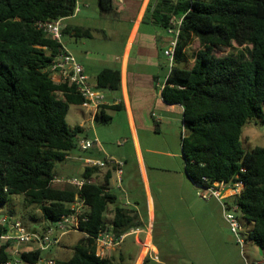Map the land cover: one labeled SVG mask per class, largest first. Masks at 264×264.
Here are the masks:
<instances>
[{"label":"trees","instance_id":"16d2710c","mask_svg":"<svg viewBox=\"0 0 264 264\" xmlns=\"http://www.w3.org/2000/svg\"><path fill=\"white\" fill-rule=\"evenodd\" d=\"M76 5V0H0V203L23 195L24 214L36 221L39 211L43 229L71 214L70 204L80 195L89 206L81 236L71 257L54 264H126L124 256L96 255L101 232L120 237L144 225L136 211L116 205L117 196L107 188L111 176L99 183L93 176L100 168L85 165L80 189L54 185L60 177L57 163L67 160L84 131L71 127L67 114L85 99L73 85L50 77L47 69L64 46L36 23L70 18ZM99 6L103 19H118L112 0H100ZM155 10L158 24L166 28L172 15L184 17L162 97L183 108L186 175L195 186L241 184L229 205L238 206L248 239L264 249V147L246 151L242 140L246 125L264 123V0H160ZM66 33L91 36L81 27L67 26ZM195 42L199 48L191 51ZM233 48L236 53L223 54ZM92 86L120 91V70H101ZM121 108L102 105L97 122L108 123L107 110ZM109 205L115 208L107 224ZM6 250L0 245V264L8 259ZM42 257L40 249L22 255L28 264Z\"/></svg>","mask_w":264,"mask_h":264},{"label":"crops","instance_id":"0c3cea01","mask_svg":"<svg viewBox=\"0 0 264 264\" xmlns=\"http://www.w3.org/2000/svg\"><path fill=\"white\" fill-rule=\"evenodd\" d=\"M159 1L160 0H112L114 8L118 12V19L108 20L103 19L100 15V0H79V11L74 14V16L62 20L61 25L62 31L67 26L81 27L90 31L91 36L86 37L87 39H104L110 41L113 45L119 46L116 51H110L106 54L98 53L99 56L104 57L107 65H105V67H99L98 62H96V68L94 67L92 69V67L83 63L82 60H79L78 57H76V49L74 50V54L72 49H69L67 45H63L65 50L70 52L83 66L84 72L89 78V82L91 83V80L95 81L91 84L96 83L97 75L105 68L120 70L121 90L110 91L111 93L107 94V91H103L106 96V102L104 105L109 107L120 104L122 107L120 110L109 109L107 110V114L111 116L112 121L117 119L118 115L123 116V120L127 127L126 134L129 138H131V140H133L141 179L144 184V188L148 192L150 203L148 204L149 224L143 223V227L131 229L128 233L124 234V239L118 247L127 253L133 251V248L140 246L148 248L147 252L150 254L149 256H146L145 259L149 258L152 261V263L149 264H184V261H181L184 260V257L180 260H176L175 256H161L160 253L162 251L160 248L162 244L159 246L155 242L153 230L150 227L152 226L151 221L153 219L154 210V206L152 207V204L154 205V203L150 192L151 185L148 167L144 161L139 137V134L142 131L158 133L161 132L162 126L164 125L170 126L176 121L183 122L182 106L179 104H168L162 97L163 88L161 85L166 83L170 72V70H168V62L163 52L169 46L172 37L168 33L167 28L159 25L157 22L158 17L156 15L158 14L155 9ZM91 19L98 21L95 25H93L89 22ZM103 21L107 23H104ZM101 23H103V25ZM66 34L74 38L72 34ZM81 44L83 47H87L88 45L86 42H81ZM93 54L94 52L87 50L85 57L90 60ZM73 107H75L74 111H72ZM79 108L84 109L81 112L82 118H80V121L77 122V124L71 126H80L84 130L78 144L83 139L97 141V137L96 139L92 138L95 137L96 134L94 123L97 122L96 117L98 116L100 110H95V108L87 107L84 104H72L67 117L71 116L73 120H78L77 115L80 111ZM97 143V150H90L83 155L75 154L72 156V151H70L67 159L80 162V168L76 167V165L69 167L77 169L76 174L79 175L75 174L73 177L60 176L55 180L54 185L62 187L68 184L73 186L69 180L80 178L82 176L85 170V164L83 162L84 158L99 160L106 158V156L103 157L101 155V153L106 154L105 150L101 146L102 144L98 141ZM77 148H79V145ZM108 175L111 177L107 188L111 193L116 195V192L111 190L110 182L116 175V180L119 186L120 182H123V178L122 174L120 175L115 168L99 169V172L93 176V179L103 184L105 182V177ZM194 187L197 189L195 185ZM118 200L119 198L117 196V201ZM213 200L214 202H211V199L206 204L210 205L211 203H217L219 205V201L217 199L214 198ZM109 208L114 211L115 205H109ZM218 208L221 210L220 205ZM218 215L219 220H212L213 223L210 224L207 231L196 233V240L192 238L182 239L183 247H196V262H198V264H241L242 256L240 248L232 236L224 216L219 213ZM142 233H144L142 235L144 236L143 240L140 237ZM130 236H133V238L129 239ZM132 244H134V246ZM195 249H192L191 252L195 253ZM114 250L115 248L108 250L106 256L114 257ZM163 252L174 254L188 253L186 249L177 250L171 248L166 249ZM263 252L264 249H262V253ZM200 254L206 255L201 256ZM158 255L161 257L158 258ZM154 257H157V259ZM53 259H57V257ZM145 259H142V262L141 259L137 260L136 264H144Z\"/></svg>","mask_w":264,"mask_h":264},{"label":"rangeland","instance_id":"374dc122","mask_svg":"<svg viewBox=\"0 0 264 264\" xmlns=\"http://www.w3.org/2000/svg\"><path fill=\"white\" fill-rule=\"evenodd\" d=\"M98 20H89L90 23L95 25ZM101 22V21H100ZM99 22V23H100ZM104 23H107L103 21ZM103 25V23H101ZM77 40V41H76ZM81 42H86L87 47H83ZM61 43L67 45L69 49H72L75 54V49L77 50L75 54L79 60L83 63L88 64L92 69L96 66L98 62L99 67H105L107 65L104 57L99 56L100 54H106L110 51H116L119 46L113 45L110 41L104 39L90 40L86 37H71L68 34L62 36ZM199 48L198 42H195L191 48L192 50H197ZM87 50L94 52L91 59L85 57ZM236 49H225L223 54L234 52ZM167 60V59H166ZM168 62V61H167ZM96 68V67H95ZM169 68V64H168ZM169 70V69H168ZM91 80V83H94ZM105 93V92H104ZM107 93H111L107 91ZM78 120H73L67 117V122L70 126L77 124L82 118L81 112L84 110L79 108ZM75 110L73 107L72 111ZM120 116V117H119ZM95 127V137L99 143H101L106 154L101 153V155L107 158L114 159L117 162H123L122 167L123 182H118L116 180V175L114 179L110 182L111 190L116 192L119 200L116 205L134 210L138 213L140 220L143 223L149 224V203L150 199L147 190L144 188V184L141 179L140 169L136 157V152L133 145V140L129 138L126 134L127 127L123 120V116L118 115L117 119L110 120L108 123L98 121L94 123ZM184 133L183 122L176 121L170 126H162L161 132L151 133L142 131L139 134L140 145L144 161L148 167L149 179H150V192L153 200L154 206L153 219L151 221L154 239L157 245H161L160 255L175 256L176 260H180L184 257V264H198L196 262V247H183L182 239H195L196 233H201L202 231H207L210 224L213 223L212 220H219V215H223V208L220 205L221 210L218 208L219 205L211 203L206 204L209 200H204L198 195L197 189H195L193 183L190 181L185 172V161L182 155L181 140L182 134ZM243 146L246 151H251L256 146L264 147V123L256 125L254 122L246 125L244 128L243 136ZM98 143L89 149L97 150ZM86 151V152H88ZM86 152L80 151L79 148H74L72 150V156L75 154H85ZM105 159V158H104ZM76 165L80 168V162L73 161L72 159H67L63 162L57 163V171L60 176L63 177H73L76 174L77 169H72L69 166ZM79 175V174H76ZM113 206V205H112ZM112 209H108L105 214V222L110 224L112 222ZM24 197L23 195H12L10 196L7 203H0V221L4 216H13L21 219L27 227H39V231L42 229V217L41 213L38 211L35 213L37 220H31L28 215L24 214ZM236 216L240 218V213L237 212ZM230 230V227H228ZM140 235L141 239H144ZM235 241L236 238L231 232ZM80 232H73L64 235L61 238L59 246H53L48 250L43 252V256H50L57 259H66L71 257L73 253V247L79 237ZM130 236L129 239H132ZM63 239V240H62ZM167 244H166V243ZM3 241L0 239V245ZM134 246V244H132ZM238 245V244H237ZM61 246V247H60ZM114 256L117 259L122 257L127 264H136L137 260L145 259L149 256L147 248L144 246L133 248V251L127 253L120 247H114ZM186 249L188 253H166L163 252L166 249ZM240 248V247H239ZM195 249V253L191 250ZM241 252V251H240ZM244 254L249 261H263L264 262V252L261 254L259 247H257L249 239L246 241L244 246ZM201 256L206 254H200ZM160 256V257H161ZM158 255V258H160ZM154 260V259H153Z\"/></svg>","mask_w":264,"mask_h":264},{"label":"built area","instance_id":"2783aa9c","mask_svg":"<svg viewBox=\"0 0 264 264\" xmlns=\"http://www.w3.org/2000/svg\"><path fill=\"white\" fill-rule=\"evenodd\" d=\"M79 0H76V11H79ZM184 17L172 15L167 27L168 33L172 39L169 46L164 50L163 54L168 61L169 70L172 69L175 62V50L183 23ZM36 27L42 30L49 37L61 42L62 40V25L61 20L55 22H37ZM47 72L50 74L52 80L56 83L67 82L69 85H73L77 93H79L84 99V105L87 107H93L95 110H100V107L105 104L106 96L102 90H98L92 86L89 82L88 76L84 72L83 66L76 60V58L68 51H62L59 55L53 58ZM162 88L165 87L161 85ZM96 140L83 139L79 142V148L81 151H88L96 145ZM83 162L86 166H94L100 169L103 168H115V170L121 175L123 162H117L114 159H93L84 158ZM207 183V179L204 178ZM69 182L80 189L86 180L81 178H74ZM198 195L204 199L209 200L215 197L223 208V216L230 231L236 238V243L240 247L242 263L241 264H264L263 262H252L247 259L244 254V246L248 240V230L246 226L241 222L240 218L236 216L238 212L237 205H229V200L234 194L240 193L242 189L241 184H237L236 187H227L224 182H215L207 185H196ZM229 192V193H228ZM72 211L69 215L62 216L59 220L50 224L48 227L38 230V227L30 229L26 227L21 219L13 216H4L0 221V226L3 228V232L0 233V239L3 244L7 245L8 259L2 264H28V262L22 259V255L26 252H31L40 249L42 252L48 250L53 246H58L61 242V238L73 232H78L80 222L86 221L87 212H89V206L85 203V200L76 195L75 201L70 204ZM35 230V233L33 232ZM124 239V235L117 237L110 230L103 231L96 239V255L99 257H106L108 250L118 246ZM157 259V257H154ZM34 264H54V259L51 257H42Z\"/></svg>","mask_w":264,"mask_h":264},{"label":"water","instance_id":"95a60500","mask_svg":"<svg viewBox=\"0 0 264 264\" xmlns=\"http://www.w3.org/2000/svg\"><path fill=\"white\" fill-rule=\"evenodd\" d=\"M33 232L35 233V230ZM260 250H261V254H262V249H260Z\"/></svg>","mask_w":264,"mask_h":264},{"label":"bare ground","instance_id":"6f19581e","mask_svg":"<svg viewBox=\"0 0 264 264\" xmlns=\"http://www.w3.org/2000/svg\"><path fill=\"white\" fill-rule=\"evenodd\" d=\"M148 249V248H147Z\"/></svg>","mask_w":264,"mask_h":264}]
</instances>
